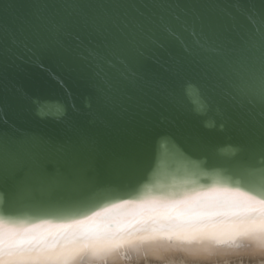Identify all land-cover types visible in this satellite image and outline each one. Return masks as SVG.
I'll return each instance as SVG.
<instances>
[{
    "label": "water",
    "instance_id": "95a60500",
    "mask_svg": "<svg viewBox=\"0 0 264 264\" xmlns=\"http://www.w3.org/2000/svg\"><path fill=\"white\" fill-rule=\"evenodd\" d=\"M215 193L264 204V0H0V234Z\"/></svg>",
    "mask_w": 264,
    "mask_h": 264
},
{
    "label": "bare ground",
    "instance_id": "6f19581e",
    "mask_svg": "<svg viewBox=\"0 0 264 264\" xmlns=\"http://www.w3.org/2000/svg\"><path fill=\"white\" fill-rule=\"evenodd\" d=\"M220 198L243 205L219 204ZM262 243L264 204L224 193L177 205L145 204L64 227L0 234V247L55 254L58 258L49 264H264Z\"/></svg>",
    "mask_w": 264,
    "mask_h": 264
},
{
    "label": "snow or ice",
    "instance_id": "6c2138e0",
    "mask_svg": "<svg viewBox=\"0 0 264 264\" xmlns=\"http://www.w3.org/2000/svg\"><path fill=\"white\" fill-rule=\"evenodd\" d=\"M194 220H203L202 216L193 217ZM58 257L55 254L45 252L43 250H35V249H19L16 247H10L5 249L4 247H0V264L5 259L8 260H29L36 262V264H49V262L56 260Z\"/></svg>",
    "mask_w": 264,
    "mask_h": 264
},
{
    "label": "clouds",
    "instance_id": "9594fccd",
    "mask_svg": "<svg viewBox=\"0 0 264 264\" xmlns=\"http://www.w3.org/2000/svg\"><path fill=\"white\" fill-rule=\"evenodd\" d=\"M262 247H264V243H262L261 245ZM5 249H7V245H5ZM2 264H36V262H33V261H29V260H23V259H20V260H8V259H5Z\"/></svg>",
    "mask_w": 264,
    "mask_h": 264
}]
</instances>
